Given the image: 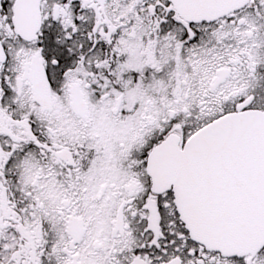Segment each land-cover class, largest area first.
I'll return each mask as SVG.
<instances>
[{
    "label": "snow or ice",
    "instance_id": "6c2138e0",
    "mask_svg": "<svg viewBox=\"0 0 264 264\" xmlns=\"http://www.w3.org/2000/svg\"><path fill=\"white\" fill-rule=\"evenodd\" d=\"M0 264H264V0H0Z\"/></svg>",
    "mask_w": 264,
    "mask_h": 264
}]
</instances>
